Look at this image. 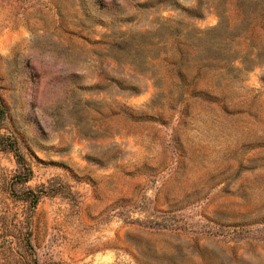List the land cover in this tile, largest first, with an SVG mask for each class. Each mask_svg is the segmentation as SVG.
<instances>
[{
    "label": "rangeland",
    "instance_id": "1",
    "mask_svg": "<svg viewBox=\"0 0 264 264\" xmlns=\"http://www.w3.org/2000/svg\"><path fill=\"white\" fill-rule=\"evenodd\" d=\"M176 27L204 62L159 87ZM0 79L38 264H264V0H0Z\"/></svg>",
    "mask_w": 264,
    "mask_h": 264
},
{
    "label": "trees",
    "instance_id": "2",
    "mask_svg": "<svg viewBox=\"0 0 264 264\" xmlns=\"http://www.w3.org/2000/svg\"><path fill=\"white\" fill-rule=\"evenodd\" d=\"M173 28V27H172ZM157 40L156 45L158 49V55L156 58L160 62L165 63V78L162 79L159 87H162V84L165 83L166 80H171V83L175 80V74L180 75L182 78L183 84L188 81L189 75L192 69H195L199 66H202L203 60L191 59V55L194 52L193 46L191 45V39L188 38L184 31H182L179 27H176L173 31H171L166 38L161 37L160 35L153 37ZM192 62V63H191ZM186 90L181 92L179 98L184 99L186 97ZM172 95V94H171ZM8 115V108L5 104L3 97V85L0 79V130L3 125L4 120ZM0 148L3 150H11L16 153L19 157V148L18 141L15 136L3 134L0 131ZM20 161V159H19ZM31 171L28 169V175L19 179L20 182H25L29 179ZM17 199H20L27 203L25 207V218L23 223L27 224V231L23 233L22 226H15L16 231L10 232L8 229L7 222H1L0 225V250L6 251L9 250L12 255H18V259L22 263L24 261L30 262L29 256L32 257L33 263L38 264L36 257L34 256V249L31 245V226H32V215L36 208V205L41 197L40 192H35L31 190L25 191L21 195H14ZM5 228V230L1 231V228ZM21 248L25 249L23 253H21ZM18 261V263L20 264ZM28 262V264H30Z\"/></svg>",
    "mask_w": 264,
    "mask_h": 264
}]
</instances>
